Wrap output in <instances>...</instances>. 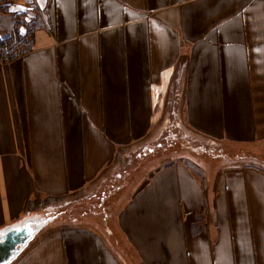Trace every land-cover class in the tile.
Wrapping results in <instances>:
<instances>
[{
    "label": "crops",
    "instance_id": "crops-1",
    "mask_svg": "<svg viewBox=\"0 0 264 264\" xmlns=\"http://www.w3.org/2000/svg\"><path fill=\"white\" fill-rule=\"evenodd\" d=\"M48 1H24L43 19L33 50L0 60V234L166 125L264 148V0ZM116 225L120 253L70 224L7 264H264V168L154 167Z\"/></svg>",
    "mask_w": 264,
    "mask_h": 264
},
{
    "label": "rangeland",
    "instance_id": "rangeland-1",
    "mask_svg": "<svg viewBox=\"0 0 264 264\" xmlns=\"http://www.w3.org/2000/svg\"><path fill=\"white\" fill-rule=\"evenodd\" d=\"M3 1L6 2L1 0L0 3L3 4ZM24 1L26 0H16V3L30 6V3H24ZM49 5L50 0L46 8ZM37 17L42 20L41 13ZM3 35L6 36L8 33ZM159 129L153 132L149 140L122 147L121 156L117 157L115 167L106 169L105 173L103 172L104 174L102 173L103 175L101 174L100 178L88 188L61 197L41 196L32 201L30 208L36 213L31 214L26 219V223L31 225L35 236L33 238L32 234V241L29 240L21 250L33 247L51 229L73 224L105 230L104 237L111 244L113 243L120 253V248L113 242L116 239L114 233L117 228L116 214L154 167L170 162L187 161L193 165H211L217 170L250 165L264 168V148L262 147L221 143L194 137L186 132L183 126L166 125ZM35 205L37 207H34ZM46 225L48 228L43 229L42 227ZM108 229H110L108 232L113 231V233L109 235L106 232ZM121 255L131 263L130 254L127 257L122 252Z\"/></svg>",
    "mask_w": 264,
    "mask_h": 264
},
{
    "label": "trees",
    "instance_id": "trees-1",
    "mask_svg": "<svg viewBox=\"0 0 264 264\" xmlns=\"http://www.w3.org/2000/svg\"><path fill=\"white\" fill-rule=\"evenodd\" d=\"M0 11L14 18V26L9 34L4 36L0 32V60L8 63L33 50L36 31L43 26V19H38L40 10L32 4L24 5L20 11H12L11 2L3 1Z\"/></svg>",
    "mask_w": 264,
    "mask_h": 264
},
{
    "label": "water",
    "instance_id": "water-1",
    "mask_svg": "<svg viewBox=\"0 0 264 264\" xmlns=\"http://www.w3.org/2000/svg\"><path fill=\"white\" fill-rule=\"evenodd\" d=\"M33 229L29 223L0 234V264L8 263L30 240Z\"/></svg>",
    "mask_w": 264,
    "mask_h": 264
}]
</instances>
